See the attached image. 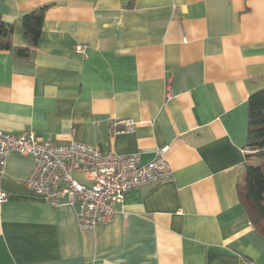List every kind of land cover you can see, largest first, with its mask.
Returning a JSON list of instances; mask_svg holds the SVG:
<instances>
[{
  "label": "crops",
  "instance_id": "obj_1",
  "mask_svg": "<svg viewBox=\"0 0 264 264\" xmlns=\"http://www.w3.org/2000/svg\"><path fill=\"white\" fill-rule=\"evenodd\" d=\"M41 7L37 47L18 56L22 17ZM0 15L13 25L0 50V131L139 153L142 165L167 145L173 173L80 231L77 207L28 191L34 162L10 151L0 264H264L238 192L253 159L247 99L264 89V0H0Z\"/></svg>",
  "mask_w": 264,
  "mask_h": 264
},
{
  "label": "built area",
  "instance_id": "obj_2",
  "mask_svg": "<svg viewBox=\"0 0 264 264\" xmlns=\"http://www.w3.org/2000/svg\"><path fill=\"white\" fill-rule=\"evenodd\" d=\"M76 50L81 51V47ZM173 96L171 85L166 81V101ZM122 124L123 132L133 128L131 121ZM10 151L31 157L34 162L31 173L23 181L28 191L52 207L61 204L77 207L76 226L80 231H90L97 224L110 221L114 206L122 203L128 191L155 185L173 176L166 159L167 145L157 147L153 159L142 165L139 153L118 155L75 141L60 145L32 132L12 135L0 131V176ZM74 174L84 175L90 183L77 181ZM8 197L0 191V203Z\"/></svg>",
  "mask_w": 264,
  "mask_h": 264
},
{
  "label": "trees",
  "instance_id": "obj_3",
  "mask_svg": "<svg viewBox=\"0 0 264 264\" xmlns=\"http://www.w3.org/2000/svg\"><path fill=\"white\" fill-rule=\"evenodd\" d=\"M45 9L41 7L23 15L22 27L28 47L14 50L18 56L27 57L36 49ZM12 33L13 25L5 23L0 15V50L11 49L9 38ZM247 109L246 158L260 157L264 160V89L248 97ZM238 192L251 223L264 236V161L256 166L246 163Z\"/></svg>",
  "mask_w": 264,
  "mask_h": 264
},
{
  "label": "rangeland",
  "instance_id": "obj_4",
  "mask_svg": "<svg viewBox=\"0 0 264 264\" xmlns=\"http://www.w3.org/2000/svg\"><path fill=\"white\" fill-rule=\"evenodd\" d=\"M263 161H264V160L261 159L260 157H255V158H253V159L249 162V164H250L251 166H256V165L261 164ZM73 178H75V179H76L77 181H79V182H84L83 179H82V177H81L80 175H78V174H74V175H73Z\"/></svg>",
  "mask_w": 264,
  "mask_h": 264
}]
</instances>
